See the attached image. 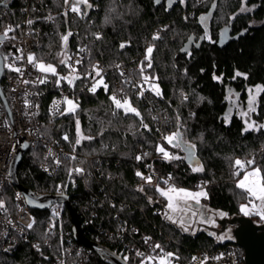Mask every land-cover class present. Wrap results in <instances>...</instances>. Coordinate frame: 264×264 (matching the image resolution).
<instances>
[{
  "label": "trees",
  "instance_id": "16d2710c",
  "mask_svg": "<svg viewBox=\"0 0 264 264\" xmlns=\"http://www.w3.org/2000/svg\"><path fill=\"white\" fill-rule=\"evenodd\" d=\"M87 1L90 7L81 5L77 14L63 11L65 0H40L32 9L41 31L36 59L57 70V75L45 74L47 99L62 81L68 99L76 104L74 112H63V108L55 116L44 115L42 133L48 139L67 136L64 146L77 158H65L59 171L47 176L40 170L43 149L30 148L17 167L18 182L40 195H56L62 187L91 241L110 250L115 245L142 250L158 244V251L172 253L173 261L184 264L194 250L218 244L166 221L162 212L166 198L157 191L161 180L147 183L137 173L152 179L154 173L169 172L176 188L201 187L210 209L241 215L239 203L248 199L236 185L242 170L234 166L235 161L254 160L249 167L258 166L264 174V127L244 131L247 126L238 113L245 106L247 90L264 87V0ZM26 4V0H14L9 8H0V31L7 23L19 24ZM45 14L52 18L49 23ZM66 35V58H83L73 70L71 84L61 79L72 71L67 59L61 63ZM149 46L153 47L150 68L145 59ZM142 62V74L154 78L149 82L151 87L158 86L160 95L151 89L147 102L132 93L119 96L114 87L119 78L116 65L138 67L140 76ZM97 65L104 70L103 84L93 92L90 89L99 78L94 71ZM234 93L237 103L231 108L229 97ZM113 94L127 97L140 116L116 109L110 99ZM254 108L249 115L252 124L264 125V92L258 93ZM155 112L165 120V130L179 131L185 144L195 146L191 149L196 162L185 161L180 147L160 139L152 118ZM79 135L85 138L77 144ZM158 146L180 158L161 157ZM87 158L92 176L74 175L73 169L82 167ZM196 167L203 170L194 171ZM237 171L239 175H234ZM72 176L75 184L69 182ZM31 211L36 224L30 240L12 255H0V264H50L62 255L66 264H105L74 240L65 204L59 216L48 209ZM145 237L150 238L148 243ZM127 262L134 264L131 258Z\"/></svg>",
  "mask_w": 264,
  "mask_h": 264
},
{
  "label": "built area",
  "instance_id": "2783aa9c",
  "mask_svg": "<svg viewBox=\"0 0 264 264\" xmlns=\"http://www.w3.org/2000/svg\"><path fill=\"white\" fill-rule=\"evenodd\" d=\"M27 4L23 10V16L16 26L12 23H7L3 31L11 26L14 31L9 33V38L0 43V58L2 60V77L0 82V201L3 202L4 208L0 209V255L10 256L14 254L17 248L24 242L30 240V232L35 226V218L31 213V209L27 206L24 195L12 182L10 177L11 165L18 151L27 144V149L41 147L43 149V159L40 164V170L47 176L56 174L63 164V160L69 157H76V153L67 149L64 142L67 140L48 139L42 133L43 116L57 115L64 107L67 97V90L63 88V82L59 81L56 84L55 93L48 99V92L43 88L44 83H39V78H45V73H41L34 65L27 62L29 54L36 57V47L39 44L40 28L38 19L33 18L32 9L35 8L40 0L33 3L31 0H26ZM84 5L83 3L78 6ZM73 0H68L63 6L65 13L77 14L71 10ZM42 9V7H39ZM44 20L49 23L52 18L50 14L44 15ZM28 21H32L31 24ZM11 37H15L12 39ZM17 56H22L23 59H15ZM7 57V59H5ZM67 64L71 70L78 69L83 58L80 55L68 56ZM79 61V63H77ZM14 64L15 67L21 69V73L10 70L6 65ZM100 76L104 73L103 67ZM118 71V80L115 82V89L119 96H128L129 93L138 99L148 101L147 97L152 87L150 82L143 81L144 74L137 75L138 67L130 68L126 65H116ZM99 76V77H100ZM29 81V83H24ZM142 92V95H141ZM27 101V104L25 103ZM155 120L156 129L160 139L167 142L164 137L174 133L171 130H165V120L159 112H155L152 117ZM163 157V154H159ZM59 161V163H57ZM91 160L86 159V162L81 169V173H77L73 169L74 175L92 176V171L89 169ZM153 174V173H152ZM151 183L155 184L157 179L161 180V188L167 189L169 186H174L171 173L167 172L164 175L154 173ZM144 177H149L148 174ZM167 181V183H165ZM75 184L76 177L72 176L69 180ZM56 195L67 196L62 187L57 189ZM62 203H53L48 210H51L55 216H59ZM33 224L29 229L27 225ZM198 227L197 230H199ZM195 232L191 233L194 234ZM190 234V233H187ZM120 236V235H119ZM148 238V237H145ZM120 240L123 237L120 236ZM145 240V239H144ZM215 245L218 246L212 249H196L190 255L189 259L184 264H244V255L240 252L239 247L226 239H213ZM149 239L147 242L148 243ZM35 248V243L32 244ZM120 248L115 245L113 252L125 257L131 258L134 264H158L157 259L163 255L154 246L148 245L147 249H133L124 245ZM76 253L80 249H75ZM143 253L142 256L137 253ZM88 253L92 255L93 251L88 249ZM86 255V254H85ZM152 257L151 260L148 258ZM87 259L88 256L86 255ZM127 259L125 260L127 262ZM171 264H180L170 258ZM128 263V262H127ZM50 264H66V259L62 255L57 257ZM77 264V263H74Z\"/></svg>",
  "mask_w": 264,
  "mask_h": 264
},
{
  "label": "snow or ice",
  "instance_id": "6c2138e0",
  "mask_svg": "<svg viewBox=\"0 0 264 264\" xmlns=\"http://www.w3.org/2000/svg\"><path fill=\"white\" fill-rule=\"evenodd\" d=\"M66 3H68V0H65ZM157 2H159V0H157ZM86 4L87 5V0H73V6L71 8V10L73 12H80V8H79V4ZM90 7V5H88ZM206 19L205 17L201 18ZM106 22H108V19L106 17ZM29 24L32 23V21H28ZM14 29L9 26L8 28L5 29V31L3 32V34H0V43H3L4 40L9 38V33L13 32ZM70 35V33H69ZM12 39H14L15 37H11ZM97 38L99 39L100 37L97 35ZM159 38L158 36H154L153 39H157ZM65 42L68 39V36H64L62 38ZM125 45L121 44V48H123ZM153 52V47L149 46L146 50V56L145 59L148 61L147 67H151V54ZM5 59H7V57H5ZM15 59L20 60L23 59L22 56H17ZM66 59H70V57L66 58ZM27 62L29 64L34 65V67L36 69H38L41 73H45V74H52V75H57V70L56 67L52 64H45L42 61H37L36 57L33 54H29L27 57ZM65 61H61V63H64ZM77 63H79V61H77ZM6 67H8L10 70L21 73V69L18 67H15L14 64H8L6 65ZM94 71L96 72V76H100L102 69H99V66H94ZM141 73L144 72V66H143V62L140 68ZM237 76L240 75H245L246 74H241L239 72L236 73ZM143 81L145 83H148L151 79L149 76H143ZM61 79H67L64 77H61ZM45 82V78H39V83H44ZM68 82L71 84L72 80L69 79ZM24 83H29V81H24ZM103 83V79L101 77V79L99 81H97L96 84L93 85V87L90 89L91 91L95 92L97 86H99L100 84ZM105 89L107 90V85H104ZM152 90L155 92L156 95H160L159 92V88L156 85H152ZM249 92L251 93L252 90L249 89ZM255 92L256 93H260V92H264V87L261 86H256L255 88ZM142 95V92H141ZM110 99L113 101V104L115 105L116 109H122L124 111L125 114H134L136 116H140L139 111H137V109L135 107H133L131 105L130 100L127 97H122V98H117V96L115 94H113ZM66 104L68 105L67 111L68 112H74L76 109V104H74V102L72 100H65ZM254 102H255V96H252L249 101H248V106H249V111H254ZM27 104V101L25 102ZM242 115H247V113H243ZM142 122V121H141ZM144 127H147V125H144ZM253 127H264V125H259V126H255L254 123L253 124H248L247 127L244 129V131H248L250 128ZM77 131L79 133V122L77 121ZM85 137L80 136L79 139H77L76 143L79 144L81 139H84ZM64 139H68L67 136L64 137ZM87 139H91V137H88ZM164 139L167 141V143L169 145H174L176 147H179L182 143V138H181V133L178 131L176 133H172L171 135H167L164 137ZM175 142V143H174ZM23 147H27V144L23 145ZM190 148L194 149V145L189 146ZM158 152L163 154V157L165 159H179L180 157L178 156H174L172 154H170L168 151H166L163 147L158 146L157 148ZM147 155V154H145ZM141 157H137V159L139 160ZM72 159H75V157H72ZM57 163H59V161H57ZM254 164V160H248V161H240V160H236L234 163V166L238 169V170H244V175L242 177V179H240L237 183V187L243 189L250 197L254 198L256 201H259V205L252 203L251 201L249 202L251 204V209L248 207V205H242L241 206V211L245 214V215H249L250 213L254 212L256 215H259L261 217V219H264V174H262L261 169L256 167V168H251L250 170H246L249 168V166ZM194 171H202V167H196L193 169ZM75 172L77 173H81L83 171V169L81 168H76L74 169ZM138 176H141L142 179H144L147 183H151V176L149 177H143L141 173H137ZM234 175H239V171L235 172ZM165 183H167V181H165ZM141 191H143V188L140 189ZM157 191L160 193L161 196H164L167 198L168 200V204L167 207L168 209L175 213L177 211H183V208L181 207V205H183L184 207H190V205H188V201H194L196 204L200 203V198L204 197L207 198V193L204 192L203 190L198 191V192H190L188 190L182 189V188H176L175 186H169L166 190L165 189H161L159 188V186H157ZM4 208V204L2 201H0V209ZM193 215H195V213H193ZM221 215H223V213H221ZM165 216L167 219L172 220L174 223L177 222L175 220H173V216L169 215L168 213H165ZM211 222V221H208ZM180 223L183 224V219L181 218ZM27 227L29 229H31L33 227L32 223H29L27 225ZM188 228L184 227V231H187ZM224 237H220V239H223ZM230 238V237H229ZM150 238H145V241L147 242V240ZM36 247L38 248L39 246L36 245ZM155 248H160V245H155ZM137 255L142 256L143 253H137ZM172 253H166L161 255L158 258L159 264H171V260L170 258L172 257ZM125 260L127 259V257L124 258ZM149 260L152 259V257L148 258Z\"/></svg>",
  "mask_w": 264,
  "mask_h": 264
},
{
  "label": "water",
  "instance_id": "95a60500",
  "mask_svg": "<svg viewBox=\"0 0 264 264\" xmlns=\"http://www.w3.org/2000/svg\"><path fill=\"white\" fill-rule=\"evenodd\" d=\"M157 1V0H156ZM161 1V0H159ZM171 0H167L169 2ZM14 0H9L8 2H0V8H9L13 4ZM2 60L0 58V82L2 77ZM2 98V93L0 91ZM3 103L5 104L4 99L2 98ZM175 143V142H174ZM185 155V161L193 160L192 149L188 144H185L183 141L179 146ZM27 147H22L17 155L15 156L12 165L10 177L13 184L21 190L22 194L25 197L27 206L31 210L43 211L50 208L53 203H62L67 206L69 211L70 219L72 222V235L76 242L82 244L83 246L89 248L93 251L100 260L105 264H128L120 255H117L115 252L109 248L98 244L94 241H91L85 237L83 234L80 222L77 219L75 213L70 207L69 199L67 196L63 195H40L34 194L27 188L22 187L17 179L16 171L17 167L20 164L23 153L26 151ZM218 224L221 225L222 229L227 227H232L233 239L229 240L243 250L244 255V264H264V223L257 225L253 222L250 217H245L242 215H234L223 217ZM203 228V231H197L193 235L204 234L210 239H214L212 232L217 231L214 227L208 226H199ZM219 232V231H218Z\"/></svg>",
  "mask_w": 264,
  "mask_h": 264
},
{
  "label": "rangeland",
  "instance_id": "374dc122",
  "mask_svg": "<svg viewBox=\"0 0 264 264\" xmlns=\"http://www.w3.org/2000/svg\"><path fill=\"white\" fill-rule=\"evenodd\" d=\"M84 6H88V1H87V5L84 4ZM80 8V6H79ZM65 49H66V42L64 41V51H63V54L61 56V61H65L66 60V52H65ZM67 61V60H66ZM46 64V63H45ZM53 65V64H52ZM50 74V73H48ZM59 76H63L62 74H58ZM64 78H67L65 80H73L75 78V74H74V71L72 70L71 73H69L68 75H64ZM101 79V77L97 78L96 81L94 82V84L97 83V81H99ZM103 84V83H102ZM100 84V85H102ZM99 85V86H100ZM98 87V86H97ZM255 87L253 88H250L252 90V92L250 93L249 92V89L247 90V98H246V101H245V106L240 108L238 106H236L238 110V113L242 116V118L244 119L245 121V125L247 126L248 124H252V120L249 118V115H250V111H249V106H248V101L249 99L252 97V96H255V102H256V98H257V95L258 93L255 92ZM67 100H71L70 98L67 99ZM229 100L232 101V105H231V108H233V105L234 103H237V95L234 93L233 95H230L229 97ZM234 102V103H233ZM255 102H254V106H255ZM67 108H68V105L65 103V107H64V110L63 112H68L67 111ZM243 113H247V115H242ZM228 116V115H227ZM81 135H79V138H80ZM174 156H177L176 154H174ZM193 162H196V160L193 158L192 160ZM258 166H253V167H249L248 169L246 170H250L251 168H256ZM259 168V167H258ZM244 175V170H242V173L241 175L237 178L236 180V185L238 183V181L240 179H242ZM161 188V187H159ZM161 189H164V188H161ZM184 189V188H182ZM166 190V189H165ZM185 190H188V189H185ZM203 190L201 187L198 188V189H189L188 191L190 192H198V191H201ZM204 191V190H203ZM166 198V197H165ZM248 199V201H246ZM247 199L246 197L243 199V201H246V202H241L239 203V209H240V214L242 216H245V217H250L253 219V221L256 223V224H261L262 222H264V219H261V217L259 215H256L254 212L250 213L249 215H245L242 211H241V206L242 205H248V207L251 209V204L249 203L250 201L252 203H255L257 205H259V201H256L254 198L250 197L248 194H247ZM167 204H168V200L166 198V202L165 204L163 205V208H162V212H163V218L168 221L170 223V221L172 220H169L166 218L165 216V213H168L169 215H172L173 217L176 215L178 216L179 218V221L181 220V218L183 219V221H186L187 219H189V217L191 219H193L196 215L200 216L202 215L204 217L205 215V211H207L209 214H208V217L210 219L211 222H216V220H220L222 219L223 217H228L227 214L223 213V215H221L222 212L220 211H217V210H213V209H210L208 206H206V204L204 203L203 201V197L200 198V203L199 204H196L194 201H188V205H190V207H184L183 205H181V207L183 208V211H177L175 213L171 212L168 207H167ZM32 213V211H31ZM193 213H195V215H193ZM174 220V219H173ZM173 222V221H172ZM174 223V222H173ZM177 223V222H175ZM172 224V223H171ZM216 225V224H215ZM226 236H229V230L226 232L225 234ZM230 237V236H229ZM229 237H227L229 239ZM157 263L159 264V261L158 259L156 260Z\"/></svg>",
  "mask_w": 264,
  "mask_h": 264
},
{
  "label": "crops",
  "instance_id": "0c3cea01",
  "mask_svg": "<svg viewBox=\"0 0 264 264\" xmlns=\"http://www.w3.org/2000/svg\"><path fill=\"white\" fill-rule=\"evenodd\" d=\"M208 212L205 211V215L204 217L202 215L198 216L196 215L193 219H191L189 217V219H187L186 221H183V224H181L179 221L178 216H174L173 219L175 221H177V223H173L172 221H170V223H172L173 225H175L176 227H178L179 229H181L184 233H193L195 231H197L199 226H210V227H214V222H208L210 221L209 217H208ZM217 221V220H216ZM184 227H187L188 230L184 231ZM215 228V227H214Z\"/></svg>",
  "mask_w": 264,
  "mask_h": 264
},
{
  "label": "flooded vegetation",
  "instance_id": "af4514ba",
  "mask_svg": "<svg viewBox=\"0 0 264 264\" xmlns=\"http://www.w3.org/2000/svg\"><path fill=\"white\" fill-rule=\"evenodd\" d=\"M252 219V218H251ZM253 220V219H252ZM217 221H219V220H217ZM214 222V227L217 229V231H214V232H212V235L214 236V238L215 239H217V240H221L220 239V237H224L223 239H226V240H231V239H233V233H232V227H227L226 229H222V227H221V225L220 224H218V222ZM254 222V221H253ZM255 223V222H254ZM262 223H264V222H262ZM261 223V224H262ZM256 224V223H255ZM257 225H260V224H257ZM229 230V236H230V238L228 239L227 237H229V236H226L225 234H226V232ZM197 231H203V228L202 227H200V229L199 230H197ZM197 231H195V232H197ZM219 231V232H218Z\"/></svg>",
  "mask_w": 264,
  "mask_h": 264
}]
</instances>
